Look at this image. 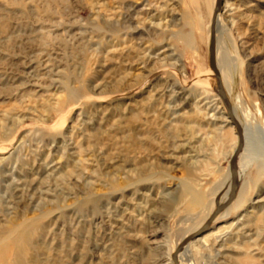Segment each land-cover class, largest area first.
I'll return each instance as SVG.
<instances>
[{"label":"rangeland","instance_id":"rangeland-1","mask_svg":"<svg viewBox=\"0 0 264 264\" xmlns=\"http://www.w3.org/2000/svg\"><path fill=\"white\" fill-rule=\"evenodd\" d=\"M215 5L0 0V264H176L227 200L239 142L210 66ZM219 10L249 163L191 253L264 264V0Z\"/></svg>","mask_w":264,"mask_h":264},{"label":"bare ground","instance_id":"bare-ground-1","mask_svg":"<svg viewBox=\"0 0 264 264\" xmlns=\"http://www.w3.org/2000/svg\"><path fill=\"white\" fill-rule=\"evenodd\" d=\"M214 7V6H213ZM224 7V6H223ZM222 7V8H223ZM222 11V10H221ZM220 25V10H218V14H217V24H216V66H217V69L222 77V84L224 86V89H225V92L227 94V96L229 95V91H230V86L228 85V79H232L233 80V77L232 76H228L227 75V72L225 70V67H229V60L226 59V57L224 56L222 58V60L219 58V43H218V35H217V30H218V27ZM236 108H238V106H240L239 104V100H237V105H235ZM232 112H233V116H234V119L235 121L238 123V125L241 127L242 129V133H243V149L242 151L240 152L239 156H238V159H237V171H238V180H240V174L242 176V172L244 171V169L246 168V166L248 165L249 163V160L246 161V163L243 165L242 164V155H243V150H244V147H245V142H246V139L247 137L249 136L248 133L246 134L245 131H244V127L247 126L250 128L251 126V122L249 120H246V116L245 114H243L242 117H240L238 115V112L236 111L235 109V112H234V106L232 107ZM237 114V115H236ZM234 125V124H233ZM251 132V130H250ZM239 142L237 143L236 142V147L238 146ZM235 147V149H237ZM234 149V151H235ZM234 154V153H233ZM233 156V155H232ZM231 160V159H230ZM230 164V162H229ZM229 169H230V165H229ZM230 175H231V170H230ZM236 186L238 187V181L236 182ZM230 189H231V182L229 184V187L226 189L224 195L219 199L218 202H223L226 197L229 195V192H230ZM245 189V186L242 187V189L239 191V195H238V198L239 199L242 194H243V191ZM229 197V196H228ZM217 202V201H216ZM216 202L213 201L209 204V206L206 208V213L204 215V218H202V222L198 225V226H195L193 229H191L190 231H188V233H186L185 235H183L177 246L183 241L185 240L187 237H189L190 235L192 234H195L197 233V231L200 229V227L205 224L209 218H210V214L213 212L214 210V207L216 206ZM225 202H223L221 205H223ZM238 204V203H237ZM228 207V206H227ZM221 214V212L217 215V217L214 219L216 220L219 215ZM205 222V223H204ZM214 222V221H213ZM212 222V223H213ZM204 226V225H203ZM202 226V227H203ZM217 232H208V233H205L204 235L200 236L201 234H196V236L188 241L183 247H182V250L180 251L179 255H178V263L179 264H200L198 262V260L192 255L191 253V248L195 245V244H200V246L203 248V249H207L209 250V247H208V244H209V241H210V237L213 236V234H215ZM222 237V236H220ZM220 239V238H219ZM215 242V241H214ZM187 245V246H186ZM217 247V246H216ZM177 249V248H176ZM175 252V251H174ZM201 256H199L200 258ZM200 260V259H199ZM202 260V258H201ZM200 260V261H201ZM211 264H216L215 261L211 262ZM206 264V263H205Z\"/></svg>","mask_w":264,"mask_h":264},{"label":"water","instance_id":"water-1","mask_svg":"<svg viewBox=\"0 0 264 264\" xmlns=\"http://www.w3.org/2000/svg\"><path fill=\"white\" fill-rule=\"evenodd\" d=\"M224 0H216V5H215V10H214V14L212 17V21H211V32H210V66L212 71L215 74L216 80H217V93L219 95V97L221 98L224 107L227 111V116L228 118L232 121V123L234 124V126L237 129L238 132V136H239V144L237 146V149L235 150L233 156L231 157L230 160V170H231V189L229 192V197L227 198V200L225 201V203L223 205H218L216 210L212 213V215L210 216V218L206 221V223L204 224V226L197 232L198 234H202L204 231L208 230V228L210 227V225L212 224V222L214 221V219L217 217V215L222 212L231 202L234 201V199L236 198V192H237V186H236V182L238 180V171H237V159L238 156L240 154V152L243 149V133H242V129L241 127L238 125V123L235 121L234 116H233V112H232V108H231V103L228 99V96L225 92L224 86L222 84V79H221V75L217 69L216 66V24H217V14H218V10L221 8L222 4H223ZM192 234L189 237H187L185 240H183L178 246L177 249L175 250V252L172 255V259L176 264L178 263V255L180 253V251L182 250V247L190 240H192L196 234Z\"/></svg>","mask_w":264,"mask_h":264}]
</instances>
